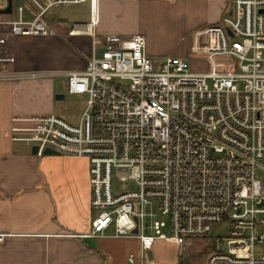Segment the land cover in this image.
I'll return each mask as SVG.
<instances>
[{"label": "built area", "instance_id": "1", "mask_svg": "<svg viewBox=\"0 0 264 264\" xmlns=\"http://www.w3.org/2000/svg\"><path fill=\"white\" fill-rule=\"evenodd\" d=\"M26 1L35 17L25 21L20 7L16 23L39 34L52 8L87 0ZM89 1L95 35L98 0ZM232 4L205 38L208 54L229 66L200 72L177 56L157 64L144 35L111 34L84 71L65 73L67 93L86 97L79 122L15 118L12 140L37 146V155L88 159L96 214L87 236L137 239L140 256L128 264H146L158 241L181 255L192 238L212 247L205 264H264V0ZM216 226L228 236L214 237Z\"/></svg>", "mask_w": 264, "mask_h": 264}, {"label": "crops", "instance_id": "2", "mask_svg": "<svg viewBox=\"0 0 264 264\" xmlns=\"http://www.w3.org/2000/svg\"><path fill=\"white\" fill-rule=\"evenodd\" d=\"M83 3L55 6L42 19L47 32L27 34L16 23L19 8L25 21L33 20L35 9L26 0H0V73L44 74L0 79V264H128L131 254L139 258L137 239L87 236L95 212L88 159L34 154L29 144L12 140L15 118L59 116L57 102L65 96H57L67 93L65 73L82 72L93 55L99 57L97 38L142 34L147 54L156 61L160 50L151 42L162 26L171 21L183 37L197 39V32L217 25L233 5L232 0H98L92 35L87 31L90 1L89 7L69 8ZM10 5L11 12H4ZM179 51L176 56L183 59L197 51L190 35ZM79 97L86 106V97ZM84 108L75 121H67L79 122ZM161 247L177 250L172 242L158 241L146 252V264L155 263ZM168 262L177 264L173 258Z\"/></svg>", "mask_w": 264, "mask_h": 264}, {"label": "rangeland", "instance_id": "3", "mask_svg": "<svg viewBox=\"0 0 264 264\" xmlns=\"http://www.w3.org/2000/svg\"><path fill=\"white\" fill-rule=\"evenodd\" d=\"M89 2V1H88ZM84 2L81 5L69 7L70 10L72 9H79L82 7H89V3ZM68 8V9H69ZM162 32L160 33L159 38H154V40L151 42L154 46L158 47L160 51H158L161 55L159 57H156L157 64H160L161 58H167L172 56H179L178 54H181L182 51H179V49L182 47V45L185 43V40L190 37L192 38V46L197 49V51H191V59L185 58L186 62L188 63L189 67L191 69H197V71H208L214 67H221V62L223 61L224 66H229L228 60L223 59L220 57H211L207 49V42L205 40L206 38V29L197 32V39L194 34H188L183 37L182 33L180 32L177 27L172 26V23L170 21V24L167 23L166 25L162 26ZM159 31V29H158ZM158 31L156 33H158ZM106 38L99 37L97 38L98 43V55L100 56L102 53V48L105 45ZM150 43V44H151ZM64 99L58 100V105L60 107L59 116L69 120V121H75L73 118L77 117L82 109L85 107V101L84 98H81L76 95H69L68 93L64 94ZM117 188L121 190H127V189H134L135 186L131 183H116ZM96 212H94L95 216ZM228 228L221 230L219 226H216L213 232L214 237H227ZM205 243L206 241L202 238H192L190 241V245L185 246L184 252L179 255L178 249L171 250L167 247H161L157 254L154 257L155 263L153 264H176V263H170L168 262V259H176L177 264L181 262V264H205L206 258L209 253H207V250L205 249ZM167 260V261H166ZM151 264V263H150Z\"/></svg>", "mask_w": 264, "mask_h": 264}, {"label": "water", "instance_id": "4", "mask_svg": "<svg viewBox=\"0 0 264 264\" xmlns=\"http://www.w3.org/2000/svg\"><path fill=\"white\" fill-rule=\"evenodd\" d=\"M11 10H12V7L10 5L4 12H11ZM57 98H64V95H59V96H57ZM32 152L34 154H37L38 153V147L37 146H33L32 147ZM44 154H57V153L55 151L51 150V149H46L44 151ZM135 232H137V230H135Z\"/></svg>", "mask_w": 264, "mask_h": 264}, {"label": "trees", "instance_id": "5", "mask_svg": "<svg viewBox=\"0 0 264 264\" xmlns=\"http://www.w3.org/2000/svg\"><path fill=\"white\" fill-rule=\"evenodd\" d=\"M205 249L207 250V253H209L211 251L212 247L205 245ZM179 264H181V262Z\"/></svg>", "mask_w": 264, "mask_h": 264}]
</instances>
